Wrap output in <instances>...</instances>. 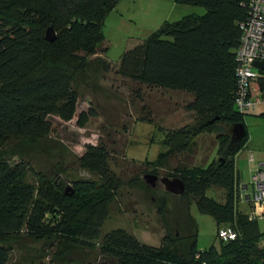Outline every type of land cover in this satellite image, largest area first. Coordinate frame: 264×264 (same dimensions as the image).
I'll return each mask as SVG.
<instances>
[{
	"label": "trees",
	"instance_id": "obj_1",
	"mask_svg": "<svg viewBox=\"0 0 264 264\" xmlns=\"http://www.w3.org/2000/svg\"><path fill=\"white\" fill-rule=\"evenodd\" d=\"M119 0H0V264L8 261L12 240L25 236L45 240L55 247L56 257L74 245L98 248L95 264H264V230L237 209L239 179L233 157L247 141L246 132L234 144L221 124H241L233 108L237 24L244 20L248 0H173L178 6L201 7L202 15H186L176 22H163L138 45L125 50L115 74L140 87L185 94L186 112L192 126L158 128L166 148L153 162H144L156 176V168L169 158L181 157L173 178L183 184L181 200L193 203L198 213L211 217L216 230L229 226L235 238L205 249L195 246V228L186 205L176 233L166 232L158 246L138 241L123 229L99 238L111 202L121 186L109 168L104 144H86L78 166L92 179L64 185L59 169L47 175L31 171L28 158L42 149L49 138V118L69 122L75 113L78 85L89 72L107 73L104 19ZM51 28L53 42L44 34ZM257 86L264 92V70L257 71ZM149 110V109H148ZM145 108V118L149 122ZM94 111L76 118L83 128ZM264 118V113L260 114ZM147 118V119H146ZM244 128V126H243ZM215 134L216 153L223 157L206 166L189 165L195 138ZM31 178L32 180H28ZM172 179V178H171ZM130 187L147 189L135 175ZM224 191L223 203L205 193ZM162 207L164 201L160 202ZM157 214H161L158 210ZM192 227V231L189 227Z\"/></svg>",
	"mask_w": 264,
	"mask_h": 264
},
{
	"label": "rangeland",
	"instance_id": "obj_2",
	"mask_svg": "<svg viewBox=\"0 0 264 264\" xmlns=\"http://www.w3.org/2000/svg\"><path fill=\"white\" fill-rule=\"evenodd\" d=\"M170 6L178 9V17L174 20L188 14V11L192 12L191 9L200 11V14L204 13L201 7L178 6L173 4L172 0H119L115 10L122 15L121 18L126 23L120 30V36H143L147 28L159 24L164 17L162 11L169 20H173L172 12L168 11ZM102 32L103 36L110 40L107 41L108 49L105 52L110 62L109 71L102 73L100 67L96 73L90 71L86 83L78 85L76 109L69 122H62L55 117L49 118V138L44 142L42 149L31 153L28 166L31 171L41 175H47L52 169H59L61 174L58 179L64 185H69L77 179L89 180L92 176L79 168L78 158L83 154L86 144H104L111 159L109 168L120 178L122 184L117 189L107 218L99 229V238L111 230L123 229L138 241L156 247L166 232L173 234L179 231L182 224L189 225L184 216L187 205L195 228L197 249L216 245V226L213 219L198 213L190 200L186 202L165 192L160 183L154 188L147 187L148 190L128 185L132 177L137 175L142 178L140 175L150 170L144 165L145 161L153 162L159 153L166 150L161 146L162 138L157 130L161 126L165 127L161 124V116L166 113L165 110L178 113V118L173 119L171 125L165 127L166 130L192 126L195 119L193 114L184 110L189 101L185 94L140 87L136 96L134 90L137 86L115 74L118 60L113 58L124 41L116 39L118 33L111 37L113 32L109 22L103 23ZM128 42L133 41H125L131 49L132 45ZM98 55L105 59L103 54ZM89 108L94 111L95 117L88 118L83 128L78 127L77 116L87 112ZM145 108L150 123L142 121L143 117L145 118ZM262 113L264 104H258L242 116L247 141L235 156L234 162L240 182L246 187H249V172L253 166H248L246 157L252 155L253 158L264 159V118L260 117ZM220 127L224 134H231L230 126L221 124ZM194 140L196 147L192 150L193 154L188 153L192 157L189 165L206 166L211 161L223 157L224 154L220 156L216 153L215 134L198 135ZM180 160L181 157H176L164 161L161 167L156 168L155 177L173 178V169L178 166ZM205 195L217 203H223L224 191L221 189L211 188ZM162 200L163 207L160 203ZM238 207L239 203L237 209L242 212L243 209ZM158 210L161 214H157ZM258 226L260 230H264V222L258 223ZM189 228L192 231V227ZM48 244L45 240L34 241L20 236L11 241L6 264H95L100 260L96 246L74 245L61 257H56L55 247H49Z\"/></svg>",
	"mask_w": 264,
	"mask_h": 264
},
{
	"label": "built area",
	"instance_id": "obj_3",
	"mask_svg": "<svg viewBox=\"0 0 264 264\" xmlns=\"http://www.w3.org/2000/svg\"><path fill=\"white\" fill-rule=\"evenodd\" d=\"M246 15L237 24L238 45L235 50L233 108L238 114H245L258 104H264V92L257 87V70L252 63H264V0H248ZM251 190L244 194L246 186L239 185V201L247 203L251 220L264 219V163L258 165L250 176ZM216 237L221 241L235 238L229 226L219 227Z\"/></svg>",
	"mask_w": 264,
	"mask_h": 264
},
{
	"label": "crops",
	"instance_id": "obj_4",
	"mask_svg": "<svg viewBox=\"0 0 264 264\" xmlns=\"http://www.w3.org/2000/svg\"><path fill=\"white\" fill-rule=\"evenodd\" d=\"M172 3H173V0H172ZM174 4V3H173ZM115 8L116 7H114V9L110 12V13H108L107 14V16L105 17V20H104V22H109V24H111V29H112V32L113 33H111V37L113 36V35H115V34H117L118 33V35L119 36H117L116 37V39H118V38H120L122 41H124V44L120 47V50L117 52V55H116V57L115 58H113L114 60L115 59H117V60H119V56L125 51V50H127V49H129L131 46H129V48H128V44L127 43H125V41H133V42H128V43H131L130 45H132V47H134V46H136V45H138L142 40H144L149 34H151V33H153L154 31H156L158 28H159V26L163 23V22H169V23H172V22H176V21H178L179 19H177V20H174V19H176V17H178V14H177V11L176 10H178V9H176L175 7H173V6H170L169 7V9H168V11H171L172 12V16L171 17H173V18H171V19H173V20H169L170 18H167V16H166V14L164 13V11H162V15L164 16L163 18H162V20H160V22H159V24H157V25H155L153 28H147L146 30H145V34H143V36H138L137 38L136 37H134V36H129V37H126V36H124V35H122V36H120V33H121V29L124 27V25H126V23H125V21L121 18L122 17V15L119 13V12H117V10H115ZM186 11H188V10H186ZM191 11L192 12H189L188 11V14H185L184 16H186V15H190V14H193V15H202V14H200V11H196L195 9H191ZM165 14V15H164ZM174 14H176V15H174ZM184 16H182V17H184ZM181 17V18H182ZM124 19H127V18H124ZM107 41H110L109 39L107 40L106 39V37H104V44H105V46H106V49H108V46H107ZM104 57H105V59L107 60V62L108 63H110L109 61H108V59H107V57H106V55H105V53H104ZM170 93H175V92H170ZM176 94V93H175ZM181 94V93H180ZM190 100V99H189ZM165 114L163 113L162 114V116H161V119H163V120H161V124L163 125V127L165 126V127H167V126H169V125H171V123L173 122L172 120L174 119H177L178 118V113H176V112H174L173 110L172 111H166L165 110ZM167 114H169V115H167ZM192 114V113H191ZM162 127V126H161ZM164 127V128H165ZM233 127V126H232ZM232 127H231V130H232ZM166 129V128H165ZM239 151H241V150H239ZM239 152H237L236 154H235V156H237V154H238ZM235 156L233 157V162H234V158H235ZM246 163L248 164V166H250V165H253L252 166V170L249 172L250 173V176L252 175V173H253V171L258 167V165H260V164H262V163H264V159L263 158H259V157H256V158H253V156L252 155H249V157L247 156L246 157ZM234 168H235V162H234ZM236 171V170H235ZM238 175V174H237ZM250 176H249V182H250ZM238 181H239V185L241 186H245V185H243L240 181V178H239V175H238ZM251 190V188H250V185H249V187H246V190H245V192H244V194H248L249 193V191ZM239 203V209H243V214H245V215H248V213H249V210H250V208H249V206H248V204L247 203H241L240 201L238 202ZM238 205V204H237ZM244 207L246 208V209H244ZM258 223H261V222H264V219H262V220H259V221H257Z\"/></svg>",
	"mask_w": 264,
	"mask_h": 264
},
{
	"label": "water",
	"instance_id": "obj_5",
	"mask_svg": "<svg viewBox=\"0 0 264 264\" xmlns=\"http://www.w3.org/2000/svg\"><path fill=\"white\" fill-rule=\"evenodd\" d=\"M54 33L51 28L47 29L44 34L45 41L51 43L54 40ZM252 68L257 71L264 70V63L254 62L252 63ZM244 135V128L241 124L234 125L231 130L229 144H234L238 139ZM142 181L146 187L154 188L157 184V178L153 175L145 174L142 176ZM159 183L162 184L165 192L180 196L183 192V184L178 178H161Z\"/></svg>",
	"mask_w": 264,
	"mask_h": 264
},
{
	"label": "flooded vegetation",
	"instance_id": "obj_6",
	"mask_svg": "<svg viewBox=\"0 0 264 264\" xmlns=\"http://www.w3.org/2000/svg\"><path fill=\"white\" fill-rule=\"evenodd\" d=\"M156 178H157V181L156 182L159 183V179H161V178H158V177H156Z\"/></svg>",
	"mask_w": 264,
	"mask_h": 264
}]
</instances>
